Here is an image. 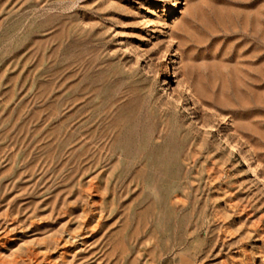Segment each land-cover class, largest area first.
Instances as JSON below:
<instances>
[{
    "label": "rangeland",
    "instance_id": "rangeland-1",
    "mask_svg": "<svg viewBox=\"0 0 264 264\" xmlns=\"http://www.w3.org/2000/svg\"><path fill=\"white\" fill-rule=\"evenodd\" d=\"M0 264H264V0H0Z\"/></svg>",
    "mask_w": 264,
    "mask_h": 264
},
{
    "label": "bare ground",
    "instance_id": "bare-ground-1",
    "mask_svg": "<svg viewBox=\"0 0 264 264\" xmlns=\"http://www.w3.org/2000/svg\"><path fill=\"white\" fill-rule=\"evenodd\" d=\"M191 114H192V112H190ZM195 119H197L196 117H195ZM197 121L205 128V129H210V127H209V125L205 122V121H203V120H198L197 119ZM227 141V140H226ZM229 145H231L230 143H229ZM231 147H232V145H231ZM252 171H254L255 172V169L254 168H252ZM256 175H258L257 174V172H256ZM257 177H260L259 175L257 176Z\"/></svg>",
    "mask_w": 264,
    "mask_h": 264
}]
</instances>
